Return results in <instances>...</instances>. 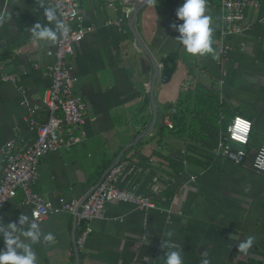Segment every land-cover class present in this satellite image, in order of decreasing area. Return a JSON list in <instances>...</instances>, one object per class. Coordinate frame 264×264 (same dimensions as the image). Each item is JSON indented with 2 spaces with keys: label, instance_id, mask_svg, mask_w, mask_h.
I'll use <instances>...</instances> for the list:
<instances>
[{
  "label": "crops",
  "instance_id": "obj_1",
  "mask_svg": "<svg viewBox=\"0 0 264 264\" xmlns=\"http://www.w3.org/2000/svg\"><path fill=\"white\" fill-rule=\"evenodd\" d=\"M53 1L44 4L53 6ZM78 1L86 23L95 27L74 45L70 58L77 78L73 93L88 105L85 138L47 153L33 189L58 208L59 197H82L121 160L127 167L120 187L135 185L154 207L107 203L105 217L90 221L91 233L79 253L73 248V215L50 213L39 224L56 241L33 246L39 264H164L165 240L182 250L184 264L204 259L209 264H264V174L251 167L264 145V0L245 8L241 33L224 38L218 33L220 0H206L218 57L185 53L172 27L183 23L176 11L184 0L146 1L133 21L124 14V0ZM43 11L40 0H0V72L6 77L0 75V148L11 139L22 147L36 138L19 87L30 105H41L50 85L45 67L54 61L46 54L52 45L34 44L31 38L32 26L46 23ZM221 44L229 47L226 55L219 52ZM171 54L174 70L158 84L152 60L157 66ZM204 90L218 96L220 118L221 111L230 113L225 127L215 131L216 142L234 116L252 122L242 165L215 156V136L202 132L197 117L204 115L197 116L195 95ZM172 106L177 109L175 129L163 122ZM47 117L44 109L33 115L37 123ZM3 168L0 153V183ZM21 214L30 217V207L18 191L0 217L7 224ZM249 236L255 241L244 254L239 244Z\"/></svg>",
  "mask_w": 264,
  "mask_h": 264
},
{
  "label": "built area",
  "instance_id": "obj_2",
  "mask_svg": "<svg viewBox=\"0 0 264 264\" xmlns=\"http://www.w3.org/2000/svg\"><path fill=\"white\" fill-rule=\"evenodd\" d=\"M135 3L136 0H124L126 6L124 14L130 21L134 20ZM258 4L259 0H220L221 14L218 27L220 37L241 33L245 8L258 6ZM53 6L56 7L58 15L71 25V31L67 38H58V42L46 51V54L53 57L54 61L45 67V74L50 79V85L44 92L41 105H30L25 97L26 92L19 87L23 97L21 104L27 108L30 122L35 124L36 138L22 147H16L15 141L11 139L0 148L4 158L3 179L0 183V211L7 201L15 197L18 191H22L25 203L30 207V218L38 223L53 212L71 213L76 231L73 248L75 253H79L91 233L90 221L105 217L104 207L107 203L125 202L142 210L154 207V203L149 196L138 194L135 185L130 188L120 187L119 180L127 167V163L121 160L115 161L103 178L91 185L82 197L71 199L59 197L58 208L52 206L33 189L39 175L40 160L47 153L62 148L69 149L85 138L82 125L88 105L82 97L73 93L77 78L72 73L70 58L74 52V45L85 35L94 31L95 27L86 23L78 0H54ZM228 51L227 45H220L221 55H226ZM156 67L158 72L156 82L162 84L167 80L162 72L163 65L157 63ZM0 75L4 74L0 72ZM1 78L6 77L4 75ZM39 109L48 111V117L42 123H37L33 119L34 113ZM176 113V107L172 106L163 116V122L169 129L174 127L172 117ZM237 116L249 121L252 127L249 119L240 115L234 116L225 131L219 133L213 152L215 156L225 157L235 165H242L247 156L244 146L248 143L251 127L246 143L233 140L229 129ZM232 143H238L242 148H234ZM251 167L254 171L264 174V145L256 150Z\"/></svg>",
  "mask_w": 264,
  "mask_h": 264
},
{
  "label": "clouds",
  "instance_id": "obj_3",
  "mask_svg": "<svg viewBox=\"0 0 264 264\" xmlns=\"http://www.w3.org/2000/svg\"><path fill=\"white\" fill-rule=\"evenodd\" d=\"M157 2L158 0H147L150 5ZM40 5L44 9L43 15L46 18V23L37 22L32 26L33 43L43 46L54 45L59 39L67 38L71 31V25L58 15L56 7L45 6L44 0H40ZM206 12V0H184L182 6L176 11L177 18L183 23L174 24L172 27L179 32L180 35L177 39L185 53L193 57H218V53L213 47L215 40L214 28L211 26L212 18ZM2 20L3 17H0V22ZM250 127L249 121L237 116L229 129L232 139L246 143ZM171 235V232L167 233L168 237ZM0 240L5 245L3 249H0V264H39L33 246L42 242L53 244L56 237L52 232L45 233L40 224L28 215L21 214L17 222L7 224L0 217ZM254 241L255 237L249 236L239 244L238 250L247 254ZM162 247L168 249L165 253L164 264H184L182 250L176 244L165 240ZM202 264H209V261L204 259Z\"/></svg>",
  "mask_w": 264,
  "mask_h": 264
},
{
  "label": "trees",
  "instance_id": "obj_4",
  "mask_svg": "<svg viewBox=\"0 0 264 264\" xmlns=\"http://www.w3.org/2000/svg\"><path fill=\"white\" fill-rule=\"evenodd\" d=\"M174 55H168L163 59V74L168 78L171 76L175 63H174ZM202 93H196L195 95V109L197 111V116L199 114H203V118L199 119L197 117L198 122L203 126L202 132H206L209 135L215 136L214 137V144L216 142V134L215 131L219 128H223L226 125V121L228 120L230 113L228 110H223L222 116L219 115L220 111V104L218 96L213 91H201ZM223 107V106H222ZM175 124L173 129H175Z\"/></svg>",
  "mask_w": 264,
  "mask_h": 264
},
{
  "label": "water",
  "instance_id": "obj_5",
  "mask_svg": "<svg viewBox=\"0 0 264 264\" xmlns=\"http://www.w3.org/2000/svg\"><path fill=\"white\" fill-rule=\"evenodd\" d=\"M147 0H136V3H135V6H134V14H135V12L138 10V8L143 4V3H145ZM142 47H144V45L142 44ZM152 63H153V65H154V67H155V76H156V74H157V70H156V66H155V64L156 63H154V60H152Z\"/></svg>",
  "mask_w": 264,
  "mask_h": 264
}]
</instances>
